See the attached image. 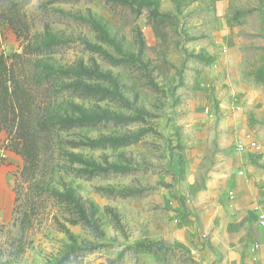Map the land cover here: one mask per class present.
<instances>
[{
	"label": "rangeland",
	"instance_id": "1",
	"mask_svg": "<svg viewBox=\"0 0 264 264\" xmlns=\"http://www.w3.org/2000/svg\"><path fill=\"white\" fill-rule=\"evenodd\" d=\"M1 5L39 159L0 264H264V0Z\"/></svg>",
	"mask_w": 264,
	"mask_h": 264
},
{
	"label": "trees",
	"instance_id": "2",
	"mask_svg": "<svg viewBox=\"0 0 264 264\" xmlns=\"http://www.w3.org/2000/svg\"><path fill=\"white\" fill-rule=\"evenodd\" d=\"M0 0V20L10 22L16 29L19 28L20 18L15 12V7L8 5L2 7ZM19 30V29H18ZM22 30V29H21ZM20 32V30H19ZM15 55V58H21ZM21 76L16 69V60L9 63L4 56H0V130L7 134L4 147L21 156L26 163L23 170L24 177H31L37 167L39 159L38 136L34 129L33 95L32 91L21 81ZM71 250H87L83 247H73Z\"/></svg>",
	"mask_w": 264,
	"mask_h": 264
},
{
	"label": "crops",
	"instance_id": "3",
	"mask_svg": "<svg viewBox=\"0 0 264 264\" xmlns=\"http://www.w3.org/2000/svg\"><path fill=\"white\" fill-rule=\"evenodd\" d=\"M7 141V134L5 131L0 130V148ZM0 150V157L6 156L8 158L4 164H0V196L3 197L0 202V208L4 209L5 206L13 205V194L9 181V170H12L15 167L14 163L19 158L15 152L6 150V152ZM1 163V162H0Z\"/></svg>",
	"mask_w": 264,
	"mask_h": 264
},
{
	"label": "built area",
	"instance_id": "4",
	"mask_svg": "<svg viewBox=\"0 0 264 264\" xmlns=\"http://www.w3.org/2000/svg\"><path fill=\"white\" fill-rule=\"evenodd\" d=\"M259 223L261 226H264V213L259 215Z\"/></svg>",
	"mask_w": 264,
	"mask_h": 264
}]
</instances>
